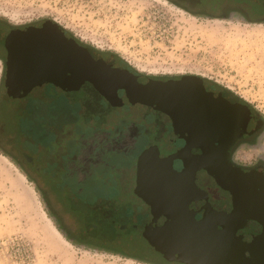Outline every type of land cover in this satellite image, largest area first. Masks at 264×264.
<instances>
[{"label": "rangeland", "instance_id": "1", "mask_svg": "<svg viewBox=\"0 0 264 264\" xmlns=\"http://www.w3.org/2000/svg\"><path fill=\"white\" fill-rule=\"evenodd\" d=\"M163 1L0 0V20L11 28L54 24L95 56L150 79L199 78L206 87L251 108L264 122V0ZM222 6L228 8L221 12ZM3 80L4 64L0 60V93ZM45 92L38 90L30 96L45 105L54 101L52 105L58 107V144L44 140L36 149L35 143L26 146L20 142L14 152L20 165L0 151V264H178L159 256L153 244L140 236L142 227L124 231L119 252L74 245L57 229L49 207L55 208L70 232L79 233L78 229L88 228L92 221L85 215L86 195L78 204H71L66 189L74 183L71 177L62 178L79 144L88 148L89 134L112 135L120 119L140 128L150 118L141 108L123 107L98 114L78 96L48 98ZM13 104L20 106L18 101ZM6 105L2 98L1 118L6 116ZM10 106L12 110L14 106ZM91 127L96 129L90 131ZM86 129L90 131L87 136ZM151 142L148 136L126 158L104 154L103 162L110 170L101 187L98 170L90 173L88 182L98 183L93 194L104 196L108 202V222L114 208L120 207L116 204L118 191L128 218H124V225L137 222L134 215L138 210L141 218L146 217L145 207L133 196L131 166L146 150L144 145ZM54 173L58 177L54 178ZM208 187L213 197L220 199L219 204L227 206L226 196L212 184Z\"/></svg>", "mask_w": 264, "mask_h": 264}, {"label": "water", "instance_id": "2", "mask_svg": "<svg viewBox=\"0 0 264 264\" xmlns=\"http://www.w3.org/2000/svg\"><path fill=\"white\" fill-rule=\"evenodd\" d=\"M42 31H48L53 36L55 32H60V36H55L57 39H61L64 32L51 23L32 32ZM69 42L71 84L60 82L58 85L49 78L30 87L51 82L67 93H75L88 84L105 101L117 107L124 103L117 94L122 90L126 103L147 106L170 116L178 123L174 127L176 136H189L190 143L184 137L187 145L171 156L159 158L158 149L151 147L137 160L134 191L149 208L152 217L142 232L147 241L171 263L264 264V173L237 169L228 162L227 156L230 146L242 131L237 130L231 138L222 140L219 148L215 146L217 142L214 138L196 141L195 135L182 130L185 127L183 119L191 113L192 104L196 102L184 83H197L202 97H206L211 93L205 92L203 81L185 77L163 83L146 76H136L121 67L113 68L101 59L93 60L85 47L72 38ZM14 48L13 41L11 51L15 52ZM201 141L205 143L203 149L197 145ZM174 159L183 161L184 169L180 173L172 168ZM199 170H204L220 189L230 195L229 212L216 211L206 203L202 217L195 219L189 205L194 200L207 201V194L198 191L194 184L195 173ZM196 192H199L197 197ZM161 218L164 221L158 225ZM248 222L257 223L260 232L238 234Z\"/></svg>", "mask_w": 264, "mask_h": 264}, {"label": "flooded vegetation", "instance_id": "3", "mask_svg": "<svg viewBox=\"0 0 264 264\" xmlns=\"http://www.w3.org/2000/svg\"><path fill=\"white\" fill-rule=\"evenodd\" d=\"M42 25H30L24 26L21 28H9L6 30L5 37L0 42V50L3 51V56H1L4 64V80H3V90L0 93V101L4 98L7 101V105L3 108V114H6L4 118H1L0 115V151L7 155L15 163L19 160L14 156L15 150L18 151L19 143L22 144H37L36 149H39L43 146L44 140L50 142L52 145L58 144L59 139V110L58 107L52 105L54 102L45 105L41 100H38L36 96H30L35 91H43L46 89L45 95L48 98L54 96L58 97H67L75 98L79 97V101L83 102L86 106L98 110V114L107 110L108 112H113L123 107L134 108V109H144L145 115H148L150 120L147 125L143 127H138L134 122L127 121L124 123V118L118 120L117 129L114 128V133L108 137L94 136L89 134L92 129L91 127L88 130L89 142L85 144L87 147L79 148L77 152H73L71 156V164L66 165L65 170L62 175V178H69L74 183V186H69V189H66L67 193L70 195L71 204H78L83 195H86L87 203L85 202L86 213L89 215L92 221L88 225V228L78 229L77 232L74 230L67 229L62 223L58 212L53 207L52 210L49 207L48 212L52 217L57 229L62 232L69 241L74 245L78 246H87L94 247L98 249H104L109 252H119L121 251V244L123 241V221H124V212L122 209V204L120 205V195L121 193L117 192L116 204L119 203V208H114L111 219L108 222V202L104 196L101 197L99 194H93V188L96 186L97 181H100V187L104 185V179L106 178V172L109 171L107 164L103 162L102 156L106 153L119 155L123 157H128L132 152L135 151L140 145L144 144L147 137L150 136L152 142L146 143L144 147L146 149L151 147H156L159 152V158H164L175 154L178 151H181L186 145L187 141L183 137L176 136L175 125L176 123L173 119L160 112L155 111L150 107L141 106V105H130L126 103L124 99V91H118V97L124 102L122 106H112L110 102L105 101L92 86L85 84L80 91L75 93H67L61 89L58 85H55L51 82H43L40 85L30 87L32 84H37L40 80L53 79L47 73L45 74L42 66L39 65L34 58H32L26 50H21L15 47L11 51V45L14 39H11L8 42V47H6L7 36L11 33L14 35H20L23 33H32V31H37L41 29ZM55 36H60V32H55ZM71 36L66 32H63V35L60 38H56L55 42L61 45L64 48L70 47L69 40ZM80 45V44H79ZM15 46V45H14ZM90 56L93 60H103L106 64L111 65L113 68H119L120 66H115L110 64L105 60V58L95 56L88 50ZM122 69H125L121 67ZM132 73L133 75H139L131 70L125 69ZM44 78V79H42ZM54 80V79H53ZM158 82H168V81H179V80H160V79H151ZM55 81V80H54ZM57 84V82L55 81ZM192 84L197 85L194 82H186L184 85L190 86ZM204 90L207 93H211V98L214 100L215 106L221 109L217 112V115L212 120L213 126L209 130L214 134L215 146L221 147L222 140L231 138L236 131H242L241 135L236 138L234 143L230 146L228 150V162L233 165V167L240 169L244 172L259 170L261 173H264V162L253 166V167H240L232 164L230 162L231 151L235 150V147L243 142L252 141L257 133L263 130L264 122L260 116H258L251 108H248L244 104H241L236 101H232L227 97L223 92L217 91L211 88L206 87L203 84ZM30 89V90H29ZM53 93H50V91ZM55 94V95H54ZM79 94V95H78ZM10 101H18L20 106H15L12 102L11 106L14 108L9 109ZM78 104V103H77ZM10 106V108H11ZM16 107V108H15ZM231 113H235L238 117H231ZM127 118V117H126ZM110 121V120H109ZM125 121V122H126ZM120 122V123H119ZM85 129V128H83ZM189 129V128H188ZM202 130V129H201ZM183 131H186L183 128ZM15 132V134H13ZM85 132V131H84ZM148 132L150 134L148 135ZM14 136H13V135ZM73 134L71 133V137ZM84 137V135H83ZM94 139H93V138ZM85 138V137H84ZM99 139V140H98ZM203 147L202 145H200ZM197 147V148H200ZM209 147V146H208ZM219 148H214L218 150ZM19 153V152H18ZM21 156V155H20ZM137 156L133 159L132 168L134 170L133 179V190L135 189V166H136ZM20 165V164H19ZM172 168L176 173H180L184 169L183 161L180 159H174L172 161ZM96 172L98 170L99 180L91 183L88 182L90 179V173ZM54 178L58 177L55 173L52 174ZM98 184V183H97ZM106 184V183H105ZM194 184L198 188V191H203L207 194V201L194 200L189 205V209L195 213V219L199 220L205 209V204L208 203L210 207L216 211L229 212L231 210V197L226 192L220 189L204 170H199L195 173ZM208 184H212L220 192H222L228 201L227 206L220 205V199L213 197L212 190L209 189ZM84 186V189H83ZM105 188V187H104ZM85 191V192H84ZM97 193V192H96ZM99 193V192H98ZM95 195V196H94ZM133 196L137 201L145 207V216L140 213V210L134 215L137 222H131L130 229L133 231H139V227L144 229L145 225L149 224L152 217L149 214V208L144 204V202L137 196L135 191ZM199 196V192H196L195 197ZM201 196V195H200ZM66 198V197H65ZM67 199V198H66ZM68 200V199H67ZM134 213L132 212V215ZM116 215V216H115ZM148 219V220H146ZM164 221V218H161L158 221V225H161ZM260 226L255 222H248L243 230H239L238 234H257L260 232ZM99 231V232H98ZM111 232V240H109L108 232ZM158 252V251H157ZM159 253V252H158ZM160 255V254H159ZM163 258V256H161ZM163 260H165L163 258ZM166 261V260H165Z\"/></svg>", "mask_w": 264, "mask_h": 264}, {"label": "bare ground", "instance_id": "4", "mask_svg": "<svg viewBox=\"0 0 264 264\" xmlns=\"http://www.w3.org/2000/svg\"><path fill=\"white\" fill-rule=\"evenodd\" d=\"M162 2L164 1L162 0ZM11 39H14L15 47L26 50L29 55L43 67L45 74L47 73L50 75L58 85L60 82L71 84V46L68 48L62 47L55 42L56 37L48 34V31L25 32L20 35L10 34L6 40V47H8V42ZM184 87H186L187 91L192 93L196 101L195 104H192L191 113L183 119L185 124L184 128L186 129L184 133H192L195 135L196 141L215 138L214 134L209 132V130L213 126L212 120L221 109L215 106L211 95L202 97L203 94H201L202 92H200V87L198 85H184ZM231 117L236 118L238 115L231 113ZM177 125L178 123L176 122V126ZM184 137L188 140V143H190L189 136ZM203 143L201 141L200 143L198 142L197 145H203Z\"/></svg>", "mask_w": 264, "mask_h": 264}, {"label": "clouds", "instance_id": "5", "mask_svg": "<svg viewBox=\"0 0 264 264\" xmlns=\"http://www.w3.org/2000/svg\"><path fill=\"white\" fill-rule=\"evenodd\" d=\"M229 159L232 164L240 167H253L264 161V130L259 131L252 141L236 146L235 150L231 151Z\"/></svg>", "mask_w": 264, "mask_h": 264}, {"label": "trees", "instance_id": "6", "mask_svg": "<svg viewBox=\"0 0 264 264\" xmlns=\"http://www.w3.org/2000/svg\"><path fill=\"white\" fill-rule=\"evenodd\" d=\"M221 8V12H223L226 8H228V6H222V7H220ZM30 26V25H29ZM24 27V26H23ZM9 28H11V27H9L6 23H3V21L2 20H0V42L2 41V39L5 37L4 35H5V33H6V30L7 29H9ZM0 60H2V58H0ZM27 176V175H26ZM127 216L129 215V214H127V212L125 213ZM124 218H125V215H124ZM125 219H128V218H125ZM130 227V224L129 225H124L123 226V229H124V231L127 229V228H129ZM124 231H123V233H124ZM143 232V230L141 231V233ZM133 234H135L134 232H133ZM140 236H142L146 241H147V239L141 234ZM148 243H150L149 241H147ZM154 247V246H153ZM155 248V247H154ZM159 256H161V255H159ZM163 259V258H162Z\"/></svg>", "mask_w": 264, "mask_h": 264}]
</instances>
